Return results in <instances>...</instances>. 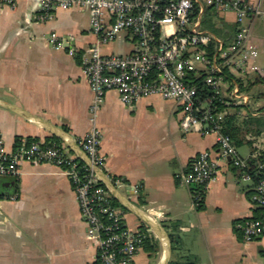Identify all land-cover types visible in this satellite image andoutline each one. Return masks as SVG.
<instances>
[{"label": "crops", "instance_id": "1", "mask_svg": "<svg viewBox=\"0 0 264 264\" xmlns=\"http://www.w3.org/2000/svg\"><path fill=\"white\" fill-rule=\"evenodd\" d=\"M222 19L219 37L229 44L235 30L226 24L234 25V16ZM90 20L88 10L75 7L42 21L39 0H21L16 8L0 6V138L8 151L21 140L56 137L70 154L87 162L80 144L93 127V93L81 54L99 44ZM51 33L65 40L64 50L53 47ZM251 39L259 51L253 66L264 71L263 19L254 20ZM131 48L124 35L101 45L104 54H126ZM253 77L256 96L253 90L264 92V75ZM179 117L173 100L153 95L131 107L116 90L107 92L98 115L110 194L126 226L149 230L157 243L156 254L141 247L133 264H168L179 258L165 227L172 223L179 226L181 248L199 264H264V235L244 242L237 232L239 221L258 215L251 201L253 185L242 180L240 169L223 163L205 192L203 208L194 204V187L180 183L178 176L201 152H215L216 143L214 134L200 128L184 133ZM255 118L264 121V115ZM251 156L250 150L242 157ZM118 179L122 183L116 184ZM97 256L63 169L25 162L17 178L0 177V264H96Z\"/></svg>", "mask_w": 264, "mask_h": 264}, {"label": "built area", "instance_id": "2", "mask_svg": "<svg viewBox=\"0 0 264 264\" xmlns=\"http://www.w3.org/2000/svg\"><path fill=\"white\" fill-rule=\"evenodd\" d=\"M20 1L0 0V6L16 8ZM75 7L89 11L91 32L99 43L81 54L82 72L93 93V127L80 144L87 162L81 165L78 157L57 142L21 140L8 151L0 138V177L17 178L25 162L60 167L72 183L87 235L98 249L96 264H133L150 233L126 226L109 186L96 172L105 166L101 155L103 133L96 122L111 90L118 91L121 102L131 107L156 95L177 103L184 133L200 128L203 133L215 135L216 151L201 152L188 171L178 176L180 183L194 187L195 206L223 163L232 165L242 171V180L253 185L251 201L260 210L258 216L239 221L236 228L244 242L262 237L264 156L255 163L254 171L260 177L254 181L250 169L251 161L257 157L243 158L223 130L232 115H264V97L259 100L249 88L253 75H264L263 70L253 66L259 51L251 39L254 20H264V0H39V18L51 20L57 10ZM208 12L219 18L217 27L224 15L233 14L236 28L229 44L205 26ZM167 27L174 31L167 35ZM121 35L132 44L128 53L101 51V45H109ZM49 40L56 50L66 48L65 40L57 33H51ZM69 52L76 54L73 49ZM255 101L258 102L254 104ZM120 183L118 179L116 184Z\"/></svg>", "mask_w": 264, "mask_h": 264}, {"label": "trees", "instance_id": "3", "mask_svg": "<svg viewBox=\"0 0 264 264\" xmlns=\"http://www.w3.org/2000/svg\"><path fill=\"white\" fill-rule=\"evenodd\" d=\"M212 30L211 31L217 35L218 34L220 35V32L222 31L220 30L219 26L217 27V24ZM252 87L253 85L251 84L249 88L251 89ZM204 92L209 94V89L205 88ZM256 97L257 98L264 97V92H256ZM219 106L220 108H223L222 105L219 104ZM238 120L239 117L237 115H232L228 117L225 121V129L223 130V132L231 136L237 147L248 145L250 147L252 155H255L257 157L256 159H253L251 161L253 167H251L250 169V172L254 177V181L255 180L257 181L260 176H256L255 173L256 171H254L255 170L254 167H255V163L257 162V159L264 156V137L262 136V131H264V121L262 119L250 117V116L245 118L242 122H239ZM65 130L68 131V128H65ZM36 140L37 139L29 138V141H36ZM52 142L63 144L62 141L56 137L48 138L46 141V143H52ZM79 160L81 165L85 164L84 163L85 161L81 159ZM65 166H67V163H65ZM204 196L205 194L202 195V199L199 201V205L197 206L198 208H203ZM113 203L118 207V203L114 201V199H113ZM257 213L259 215L260 213L259 209H257ZM165 227L169 231V237L171 240L173 251H177L180 255L178 259H173L168 264H199L198 258L195 255L185 252L181 248V236L179 233L178 224L176 223L175 224L172 223L171 225L165 224ZM237 232L240 233L238 230ZM142 247L147 252H149L151 256L156 254L157 252V243L154 240L153 236H151L150 234L147 235Z\"/></svg>", "mask_w": 264, "mask_h": 264}, {"label": "rangeland", "instance_id": "4", "mask_svg": "<svg viewBox=\"0 0 264 264\" xmlns=\"http://www.w3.org/2000/svg\"><path fill=\"white\" fill-rule=\"evenodd\" d=\"M210 13L208 12L206 15H205V17H204V20H205V26L208 28V29H210V30H212V29H214V27L216 26V24H217V21L219 20V18L217 17H213V16H211V15H209ZM226 27L230 30H235V26L233 25V24H231V23H227L226 24ZM172 31H174V28L173 27H167V28H165V33H167V35H168V33L169 32H172ZM213 31V30H212ZM218 36H221V33H220V35L218 34ZM253 92H258V91H254L253 90ZM258 101H255L254 102V104H256ZM258 117H260V116H258ZM249 152H250V147L248 146V145H243V146H241L240 147V153L242 154V156H244V157H246L248 154H249ZM3 192H8V191H6V190H3Z\"/></svg>", "mask_w": 264, "mask_h": 264}, {"label": "water", "instance_id": "5", "mask_svg": "<svg viewBox=\"0 0 264 264\" xmlns=\"http://www.w3.org/2000/svg\"><path fill=\"white\" fill-rule=\"evenodd\" d=\"M96 172L105 180V182L107 181V182L111 183V181L108 179V177L106 176V174L103 171L96 169ZM165 237L168 238V235L165 234Z\"/></svg>", "mask_w": 264, "mask_h": 264}, {"label": "bare ground", "instance_id": "6", "mask_svg": "<svg viewBox=\"0 0 264 264\" xmlns=\"http://www.w3.org/2000/svg\"><path fill=\"white\" fill-rule=\"evenodd\" d=\"M165 252V251H164Z\"/></svg>", "mask_w": 264, "mask_h": 264}]
</instances>
